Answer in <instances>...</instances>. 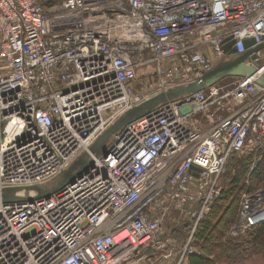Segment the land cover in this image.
Returning <instances> with one entry per match:
<instances>
[{"label":"built area","instance_id":"built-area-1","mask_svg":"<svg viewBox=\"0 0 264 264\" xmlns=\"http://www.w3.org/2000/svg\"><path fill=\"white\" fill-rule=\"evenodd\" d=\"M251 39L264 43V0H0V190L77 175L48 199L0 203V264L199 254L229 159L264 152L256 77L161 105L101 154L91 148L129 110L242 56ZM255 55L247 64L264 75V49ZM174 214L175 230L190 228L184 244L168 233ZM260 225L264 189L243 195L227 236Z\"/></svg>","mask_w":264,"mask_h":264},{"label":"trees","instance_id":"trees-1","mask_svg":"<svg viewBox=\"0 0 264 264\" xmlns=\"http://www.w3.org/2000/svg\"><path fill=\"white\" fill-rule=\"evenodd\" d=\"M56 3L43 0L46 7ZM221 183L224 191L200 224L193 241L199 254L188 256L185 264H264V225L239 239L227 236L239 217L243 195L264 189V152L231 156ZM173 233L184 244L190 228L176 229Z\"/></svg>","mask_w":264,"mask_h":264},{"label":"water","instance_id":"water-1","mask_svg":"<svg viewBox=\"0 0 264 264\" xmlns=\"http://www.w3.org/2000/svg\"><path fill=\"white\" fill-rule=\"evenodd\" d=\"M245 44L247 51L242 56L234 60L221 62L201 79L188 85L171 89L129 110L100 136L91 150L97 154H101L105 150V146L110 138L127 125L143 118L161 105L204 92L225 79L256 77V83L264 87V75H259L258 72L260 65L249 66L247 64L250 58H256V52L264 49V43L256 45L255 40L251 39L247 40ZM74 169L75 167L63 173L53 183L46 186L14 187L0 190V203H27L40 199H48L76 178L77 175L74 174Z\"/></svg>","mask_w":264,"mask_h":264},{"label":"rangeland","instance_id":"rangeland-1","mask_svg":"<svg viewBox=\"0 0 264 264\" xmlns=\"http://www.w3.org/2000/svg\"><path fill=\"white\" fill-rule=\"evenodd\" d=\"M46 1V0H45ZM55 1H57V3H56V5L57 4H59V2H61L60 0H55ZM63 1V0H62ZM233 80L232 79H230V80H228V79H225V81L223 82H220V84H230L231 82H232ZM111 141H112V139H111ZM111 141H109V144L111 143ZM173 216V218H171L170 220H169V222H168V226H169V231H168V233H169V235H170V238H177L176 236H175V234L173 233L174 231H175V220H179V214H174V215H172ZM185 242V241H184ZM257 263H258V261H257ZM262 263V262H261Z\"/></svg>","mask_w":264,"mask_h":264},{"label":"crops","instance_id":"crops-1","mask_svg":"<svg viewBox=\"0 0 264 264\" xmlns=\"http://www.w3.org/2000/svg\"><path fill=\"white\" fill-rule=\"evenodd\" d=\"M159 256V254L157 255V257Z\"/></svg>","mask_w":264,"mask_h":264}]
</instances>
